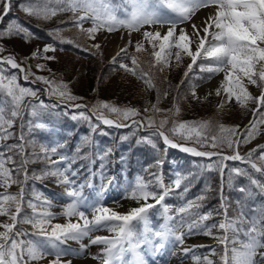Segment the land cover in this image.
Wrapping results in <instances>:
<instances>
[{
	"label": "snow or ice",
	"instance_id": "1",
	"mask_svg": "<svg viewBox=\"0 0 264 264\" xmlns=\"http://www.w3.org/2000/svg\"><path fill=\"white\" fill-rule=\"evenodd\" d=\"M18 6L27 16L43 21H49L61 13H71L69 21L61 23H71L72 28L77 30L76 39L61 36V32L71 29L55 28L48 31L47 35L58 40L60 45L69 44L93 55L100 52L101 46L97 43H80L78 41L81 37L95 41L100 30L111 33L125 29L131 35L133 32H141L146 26L156 28L154 31L144 30L141 33L142 40L135 43L134 52L131 53L128 47L133 45L129 40L128 46L121 48L111 63L143 81L147 89H154L156 84L153 69L163 72L172 66L173 60L175 66L180 67L187 57L191 63L184 72L185 79L193 73L194 67L200 73H207V79L224 73L215 90V95L222 97L217 105L218 112L232 101L242 109H247L249 104H254L255 108L251 110L253 119L240 131L238 125L225 126L211 120L180 121L175 118L180 113L179 104L174 103L171 109L160 108L159 92L157 103L145 107L143 113L138 108L121 107L107 101H97L89 107L75 103L83 97L73 95L67 83L62 80L58 82L52 76L36 75L31 65L22 66L27 65L29 59L54 61L57 45L46 43L43 48H37L19 63L14 55H2L6 49L0 46V140L9 138L11 133L8 129L22 116L25 107L31 109L30 115L34 118L40 115L41 109L55 107L46 105L43 101L38 105H25V98L36 97L37 91L23 87L18 82V77L22 74L25 81L32 77V83L41 82L46 85L45 91L49 96L72 102L70 106L73 108L88 109V112L80 111L72 118L79 117L88 121L93 131L99 126L92 123V117H95L100 124L108 127L149 130V134L140 137L137 143L148 144L157 151V140H162L167 147L178 148L195 157H206L209 160L215 157L206 167L219 172L221 191L225 168H228L226 161H238L247 165L246 168L234 166L228 169L229 185L231 186L235 177L243 176L249 183L237 190L244 194L245 200L257 195L264 196V144L245 154H241L239 150L241 145L251 143L261 131L260 126L264 125V0H120L119 4H114L113 0H24ZM12 7V0H0V23L4 22ZM206 8H215V12L209 14L200 25L192 23L191 31L181 27L192 21L198 11ZM86 23H90L91 27L85 28ZM165 28L166 31L160 30ZM13 36H22L26 43L38 38L16 19L0 29V40ZM93 49L96 51L93 52ZM141 53H147L149 59L141 60L137 55ZM124 60H130V65L124 63ZM145 63L148 71L142 66ZM35 67L37 71L51 73L46 63H37ZM183 82L182 80L181 84ZM247 85L259 88V95L254 96L249 92ZM196 87L194 84L190 85V94L193 99L199 100ZM162 95L167 96L168 93L165 91ZM33 127L44 129L47 125L36 122ZM20 139L23 140V136ZM188 143L193 146H186ZM17 147L23 154L22 144L12 145L9 150ZM58 147L59 145H42L41 151L48 164L44 174L57 177L58 184L65 186V196L69 202L64 206L63 215L68 218V222L63 225L52 224L53 214L47 210L37 212V206L32 201H28L32 214L21 216L23 183L28 179L24 168L27 161L21 160L17 166L11 156L0 152V188L4 189L0 192V217L7 218L0 221V264H32L48 256L54 257L49 264H72L71 260L62 259L71 250L61 246L68 240L82 241L100 228H106L114 234L112 238L97 236L90 239L91 244L105 245L101 254L92 257L99 260L100 264H148L146 254L155 256L170 242L183 245L185 237L195 232L213 236L223 246L221 252H217L215 248L210 249L203 259L195 254L194 249L185 248V254L193 252L196 264H264V251H261L264 249V204L252 208L249 213L245 211L246 203L237 200L239 210L236 215L229 216L228 205L222 195L223 218L218 223L206 224L213 214L198 211L202 207L201 202L207 198L205 194H200L177 208L179 220L172 223L175 217L168 215L169 207L162 202L173 188L180 189L187 177L174 173L175 179L170 184H165L161 174L152 173L154 183L137 177L127 190L131 199L143 203L121 214L98 202L89 203L85 199L82 191L84 185H78L72 179L77 175L71 168L72 161L62 155L58 159H52V156L58 155ZM61 164L64 166L60 167ZM162 165L163 160L155 161L156 167ZM12 185H19L20 191L16 194L9 193L8 189ZM188 190V185H185L183 192ZM149 199L154 200L155 204L148 203ZM45 203L47 208L51 207L50 202ZM156 205H161L165 216L164 223L158 229L151 227L149 218V210ZM82 206L92 208L91 220ZM186 216H194L196 219L188 222ZM72 217H77V222H72ZM21 223L30 224L34 231L28 233L19 228ZM185 226L187 231H181ZM213 229H217L219 235H214ZM86 247L87 245L81 244V251ZM212 256L218 257V262L211 259Z\"/></svg>",
	"mask_w": 264,
	"mask_h": 264
},
{
	"label": "trees",
	"instance_id": "2",
	"mask_svg": "<svg viewBox=\"0 0 264 264\" xmlns=\"http://www.w3.org/2000/svg\"><path fill=\"white\" fill-rule=\"evenodd\" d=\"M17 1V6L13 5V8H15L18 13L8 14V16L4 18V22L0 24V29H3L4 27L2 26H6L11 20L16 19L22 24L24 23L25 26H28V28L35 33L36 37H38L27 42L29 46L37 40H45L57 45L60 49L62 48L63 50H60L57 54L61 62L60 64L58 63L59 67L54 79L58 82L66 80L70 91L73 92L71 93L78 97H83L82 100L76 101L75 103L86 104L91 107L92 105H95L97 101L108 102L110 99V97L109 99L107 98L110 92V84L115 83L114 80L116 79V74L118 73L117 68L110 63H100L99 61H96L98 57L90 52L80 51L69 44L60 45L58 40H54L52 37L47 35L48 31L55 28L71 29L61 32V36L64 38L76 39L77 30L72 28L71 23H61V21H69L71 13L58 14L49 21H43L35 17L28 16L27 22H25L23 16L24 12H22L18 6L20 3L24 2V0ZM17 37L19 39L18 41L21 43L23 41V43L26 44L25 39L22 36H13L11 39H2L0 40V46H3L5 49L7 48L2 55H8L9 43L13 40H17ZM7 39H9V41ZM78 42L86 43V40L81 37ZM6 45L7 47H5ZM92 51L95 52L94 50ZM137 55L141 58V60L146 61L149 59L147 53ZM198 63H200V61H198ZM77 64L80 65V68L75 71L74 67ZM99 66L101 67L99 68ZM142 66L145 71H148L147 63ZM111 67L116 69L115 72L114 68ZM186 68L187 65H185V69L182 74H179L176 77L170 75L172 67L165 69L163 72L153 69L155 72L156 88L148 89L145 107L157 103V94L159 92L161 94L158 104L160 108L171 109L174 103L179 104L180 113L179 116L175 118L180 121L211 120L214 123L218 122L220 124H224L225 126L238 125L239 130L243 131L245 128L242 124L243 119L249 115L250 106H255L254 104H249L247 109H242L239 105L232 101L226 104L222 111L218 112L217 106L213 105L211 101L206 100L196 103L195 113L190 112L188 109V103H195L190 94V85H196L197 89L209 79L206 78L208 76L207 73H200L195 67L193 69V73L189 74V78L185 79L184 72ZM107 73L109 75H107ZM193 74H195V78H193ZM201 77L205 78L202 79ZM109 80L112 82L109 83ZM182 80L184 81L183 84H181ZM41 84L42 83H40V85ZM247 87L249 92L252 94L255 90H260L253 85H247ZM165 91L168 93L167 96L162 95ZM55 97L60 102H63L68 106L72 103L62 101L61 98L57 96ZM118 102L120 101L118 100ZM114 104L120 106V103ZM80 111L88 112V109H76L72 112L62 110V113L60 110H57L58 114L56 115H52L47 109H44L43 117L47 120V122L50 121L57 126H65L67 131H69L70 134L68 136H63V147H60L59 151L69 157V161H72V168L77 170L80 174L86 175L87 178L91 175H93L94 178L98 175H102L104 178L114 179L115 182H118L119 184L122 183L124 178L128 180H132L135 176L147 178L149 174H152L157 169L161 168L155 166V161L157 159L164 161L166 157L177 156L176 152L172 150H163V145L160 140H157V147L159 151L153 149L148 144H138L137 140L140 137L147 136L149 134V130L146 129L134 131L133 128L129 127L127 130L123 131V135H121L119 130L103 128L98 122H94L92 119V123L98 124L99 126L95 131H90L88 121L80 119L79 117L77 119L72 118L73 115H77ZM262 111H264V109H262ZM25 112H27V108L24 109V112H22L24 115L16 119L15 123L17 127L13 129V134L14 138H17L18 134L21 133L26 142L24 155H15L14 159L17 166L20 164L21 160L27 161V163L24 164V168L27 171L28 179L23 183L24 192H27V190L34 188V184L37 183L36 180L38 177L43 175L46 164L42 161V156L37 151V144L33 142L32 137L34 135H31L30 131L27 130V115ZM251 119H253V116ZM260 127L261 131L256 138L249 144L241 145L239 149L240 152H242L245 148L252 146L255 140L264 138V125ZM82 132L87 135V137L80 140L79 134ZM124 137L127 138L125 139ZM180 142L184 143L183 141ZM119 143L120 147L118 148L116 146ZM102 145L108 147V151L105 150ZM187 145L193 146L191 143H188ZM215 159L216 158H213L209 161L197 159L196 167H191L190 159L182 161L181 170L183 171V176H186L187 179L183 181L180 189L172 190L169 193V197L162 202L163 205H167L169 207V214L175 218L179 217L176 211L179 205L185 201L195 199V197L200 194H205L207 198L201 202L202 207L198 211L200 213L212 212L213 214L212 218L205 222L206 224L218 223L223 218V209L221 208L222 195L228 205L229 216L237 214L239 210L236 204L237 200H242L246 203L247 208L245 211H248L249 213L252 208L264 204V196L257 195L254 198L245 200L244 194L237 190L240 186L248 185L249 181L246 177H235L231 186L229 185V168L234 166L244 168L248 167L247 165H242L238 162H226L228 168H225L223 189L220 192L221 176L219 172L216 170H208L206 167ZM13 174L15 175V173ZM20 178L23 180V175H21ZM170 180L172 181L173 179L171 178ZM185 185H188L189 188L186 193L183 192ZM16 186L20 187L19 185ZM163 217L164 210L161 205H156V207L149 210V218L152 225H159L162 222ZM185 219L188 222H191V220L196 219V217L186 216ZM213 233L214 235H219L217 229H213ZM199 237L213 240V244L202 248L205 254H208L212 248H215L217 252L222 251L223 246L220 245L218 241L213 238V236H208L200 232ZM212 257L215 258L216 256ZM216 258L214 260L218 262V257Z\"/></svg>",
	"mask_w": 264,
	"mask_h": 264
},
{
	"label": "rangeland",
	"instance_id": "3",
	"mask_svg": "<svg viewBox=\"0 0 264 264\" xmlns=\"http://www.w3.org/2000/svg\"><path fill=\"white\" fill-rule=\"evenodd\" d=\"M119 2H120L119 0H116V2L113 1L114 4H119ZM12 3H13V5L17 6L16 3H18V1L12 0ZM214 12H215V8L201 9L200 11H198L196 13V15L193 17L192 21L188 22L185 25H181V27H185L188 29V31H191V24L192 23L200 25L201 22L209 14H212ZM17 13H18L17 10L13 7H12V10L9 12V14H17ZM23 15H24L25 22H27L28 16L25 13H23ZM84 27L85 28L91 27V24L86 23L84 25ZM144 30L154 31V30H156V28H148L146 26L144 29H141V32H133V33H131V35H129L127 30H125V29H120V30H117V31H114L111 33L104 31V30H100L96 34L95 41L86 40V43L87 44L97 43L101 46L100 52L98 54H96V56L98 57V59L96 61H99V62L101 61L103 63L112 64L111 63L112 58L114 56H116V54L120 51L121 48L128 46L129 40L132 41L133 46L128 47V51L130 53L134 52V45L136 42L142 40L141 33ZM160 30L163 32V31H166V28L160 29ZM46 43H50V42L43 41V40H37L32 45L29 46L27 44L28 45L27 46L24 43L19 42L18 40H13L9 44V53L8 54L14 55L17 59V62L19 63L25 57H29L30 54L34 50H36L37 48H43V46ZM146 47H148V46L146 45ZM57 48H58V50L54 53V55L56 56V59L54 61L45 62L42 60L37 61V60L29 59L27 61V65H22V66L26 67L28 65H31V67L34 69L33 71L36 75L52 76V78H55L56 74H57L58 67H59V64H58L59 57L57 56V54L60 51L59 50L60 48L59 47H57ZM93 50L96 51L95 49H93ZM150 51H151V49L149 47V52ZM49 55H53V53H49ZM123 62L130 65V60H124ZM37 63H46L47 67L51 69V73H49L47 71H37V69L35 67V65ZM189 63H191L190 58L185 57L183 59V61L181 62L180 67H176L175 62L173 60L170 75H173L176 77L179 74H182L183 70L185 69V65H188ZM113 66H115L117 68L118 73L116 74V79L114 80L115 83L110 84V92H109V96L107 97L108 99L110 97V99L108 100V102L113 103V104L114 103H120L121 107H123V106L135 107V108L140 109L141 112H143V109L145 108V103H146V99H147L146 98L147 97V91H148L145 84L143 83V81L138 80L135 76H132L131 74L126 73L124 70L119 69L117 65H113ZM79 68H80V65L77 64L74 67V70L77 71V70H79ZM87 70H89V69H87ZM9 74H11V73H9ZM223 75H224V73L217 74L212 79L215 81L213 82V84L211 85L210 88H207V86L209 85V83H211L212 80L209 81L208 83H206L205 85H203L202 87H204V88H202L201 90L198 89L196 91L197 96L200 97V99L199 100L194 99V101H195L194 104L188 103V105H189L188 109L190 110V112L195 113V105L198 102H203V101L209 100L215 106H217L220 103V100L222 97H217L215 95V90L219 87L220 82L223 79ZM62 81L64 83H66V80H62ZM18 82L23 87L32 88L33 90L37 91L36 97H26L25 98V100H24L25 105H29V104L38 105L41 101H43V103L46 105H49V106L55 105V107H49L51 109V111H53L54 109H58L60 107L58 99L55 96H49L48 93L45 91L46 85L42 86V85H40V83H32L31 78H29L28 81H25L20 76L18 77ZM108 82L111 83L112 81L109 80ZM245 83L247 84L246 81H245ZM208 93H211V95H208ZM259 93H260V90L254 91L255 95H259ZM222 96H223V93H222ZM205 97H207V99H204ZM118 100L120 102H118ZM26 108H28V107H26ZM254 108L255 107L250 106L251 110ZM30 111H31V109L28 108L27 113H26V115L28 117L26 120V123H27L31 133L38 131L37 133L46 132L48 134L45 138L35 139V142H38V146H37L38 153H41L40 155H42V159L44 160L43 153L41 151V146L42 145H44V146L59 145V147H60L62 145L61 135H68V131L66 129L61 128V127H57L51 123L49 124V123L43 122V119L41 117V113L43 112L42 109L40 110V115L36 118H34L30 115ZM248 116L243 119V122H242L243 126H246L249 123V121L251 120V116L250 117H248ZM36 122H43L44 124L47 125V127L44 129L35 128V127H33V124ZM104 126H106V125H104ZM13 128H14V125L10 129H8V132L11 133V135L9 136L8 139L0 140V152H3L6 156H11V154H10L11 150L15 151V153H14L15 155L21 154V150L18 147L17 148H11V150H9V147L12 145H21L22 144L23 145V154H24L25 149H26V143L24 141V138H23V140L20 139L22 134L19 135L18 140H14L15 138H14V134H13ZM125 130H127V129H125ZM125 130H122V131L119 130L121 135H123L122 132ZM80 138L83 139L84 135H80ZM256 142L257 143L259 142L258 145H260V141L257 140V141H254L253 146L257 145ZM261 142H262L261 144H264V141H261ZM186 146H188V145H186ZM102 147L108 151V147H105L104 145H102ZM116 147L119 148L120 143ZM57 151H58V155L52 156V159H54V160L58 159L59 156H61V155L65 156L64 154L60 153L58 149H57ZM11 157L14 160V157L13 156H11ZM183 159L184 158H182L181 156L167 158L164 161L165 167L158 169L155 173L161 174L163 176L165 184H168L169 179L166 181L167 178H170L172 176L175 179L174 173H180L181 174V163H182ZM44 162L47 165V167H46V169H47L48 164L45 160H44ZM63 166H64L63 164L60 165V167H63ZM195 166H196V163L192 162L191 167H195ZM9 167H12V165H9ZM46 169H45V171H46ZM72 170H74L77 173V175L72 177V179L75 180V182L78 185H80V184L84 185L83 190H82L83 196L85 197V199L89 203H97L98 202L99 204H102L104 207L112 209V210H114L118 213H121V214L127 213L128 210H130L131 208L138 207V206H140V204L143 203V201H140L138 203L136 200L131 199L129 196V193L127 191L130 188V186L135 183L136 178L131 182L124 181V185L118 187V185H116L112 182L108 183V180H105L101 175V176H98V180H97L96 184H93L91 182V179L88 180L84 177H79L78 172L74 168H72ZM45 171H44V173H45ZM44 173H43L42 177H38V180H36L37 183H35V187L33 189L28 190L27 193H24V202H23V209L21 212V216H24V215L30 216L32 214V209L28 207V201H32L37 206V209H36L37 212L47 210L53 214L54 219L51 221L52 224H62L63 225V224L68 222V218H66L63 215L64 206L69 202L68 198L65 196V186L62 184H58L57 177L45 175ZM144 180L145 181H153V183H154L155 178L151 174L147 179H144ZM15 188L16 187L12 185L8 189V192L9 193H12V192L18 193L20 191V189L19 188L15 189ZM173 189H175V188H173ZM3 191H4V189L0 188V192H3ZM37 197H39V199H37ZM167 197L168 196H166L165 198H167ZM45 202H50L51 207L47 208V205ZM148 203L154 204L155 201L152 199H149ZM185 203H183V204H185ZM82 210H84L86 212V215L88 216L89 220H91L93 218V210L91 207L85 208L82 206ZM169 216H171V215H169ZM164 219H165V217H164ZM5 220H7L6 217H0V221H5ZM71 220H72V222H77L78 218L72 217ZM177 220H179V217L174 219L172 221V223H175ZM80 222L82 223V221H80ZM163 223H164V221H163ZM18 227L21 229L26 228L28 231H34V229L32 228V226L30 224L21 223L18 225ZM158 228H154V229H158ZM49 230H50V227H49ZM181 231L186 232L187 231L186 226L184 229H181ZM199 233L200 232H195L194 234L198 235ZM97 236L112 238L114 236V234L111 233L106 228H100L99 230L93 231L91 233L90 237L84 238L82 241L68 240L61 247L70 249L71 251L68 255L64 256L62 259L65 261L71 260L72 264H77L78 261H80V260H86V261H88L89 264H100L99 260L93 259L92 257L101 254L105 245H103V244H91L90 243V239H94ZM32 239H36V237H32ZM209 243H212V241H205L200 237L191 239V238H189V235H187L184 239L183 245H180V244L175 243V242H170L166 245V247L164 249H162L160 251L159 254H157L155 256H153L151 253L146 254V259L148 261V264H196V262L193 259V252H188L187 254H185L184 249L185 248L194 249L195 254L200 256L201 259H203V256L205 254H203V252L201 251V247L203 245H206ZM81 244L87 245V247L83 251H81ZM141 251H143V249ZM53 258H54L53 256H48L45 259H42L38 262H32V264H49V261ZM25 259H27V257H25ZM257 259H259V257H257ZM175 260H177L176 263H172ZM152 262H158V263H152Z\"/></svg>",
	"mask_w": 264,
	"mask_h": 264
},
{
	"label": "bare ground",
	"instance_id": "4",
	"mask_svg": "<svg viewBox=\"0 0 264 264\" xmlns=\"http://www.w3.org/2000/svg\"><path fill=\"white\" fill-rule=\"evenodd\" d=\"M23 16H24V15H23ZM2 27L5 28L6 26H2ZM14 38H15V37H14ZM10 39H11V38H10ZM16 39L19 40L18 37H17ZM7 40L9 41V39H7ZM8 41H7V42H8ZM21 41H22V40H21ZM16 42H17V41H16ZM19 42H20V41H19ZM13 43H14V42H13ZM22 43H23V41H22ZM9 44H10V43H9ZM24 44H25V43H24ZM25 45H27V43H26ZM28 45H29V44H28ZM28 45H27V46H28ZM35 46H36V45H35ZM5 47H7V45H6ZM6 49H7V48H6ZM8 55H9V54H8ZM58 61H59L58 63L60 64L61 61H60V60H58ZM100 62H101V61H100ZM101 63H103V62H101ZM102 65H103V64H102ZM105 66H106V65H105ZM105 66H103V67H105ZM100 67H101V66H99V68H100ZM31 68H32V67H31ZM111 68H114V67H111ZM114 69H115V68H114ZM32 70H34V69H32ZM59 71H60V69H59ZM33 72H34V71H33ZM114 72H115V70H114ZM71 73H72V72H71ZM104 74H106V73H104ZM107 75H109V74L107 73ZM88 76H89V75H88ZM84 77H85V75H84ZM110 77H111V76H110ZM31 79H32V78H31ZM214 81H215V80H212L211 83H209V85L207 86V88H210ZM40 83H41V82H40ZM42 84H43V83H42ZM42 84H41V85H42ZM23 85H24V84H23ZM39 86H40V85H39ZM42 86H43V85H42ZM76 88H77V87H76ZM202 88H204V87L199 88V90H201ZM78 90H79V89H78ZM71 92H72V91H71ZM75 92H76V91H75ZM72 93H73V92H72ZM75 96H76V95H75ZM177 149H178V148H177ZM178 150H179V149H178ZM179 151H180V150H179ZM180 152H181V151H180ZM182 153H183V154H188V153H184V152H182ZM189 155L192 156L191 154H189ZM193 157H195V156H193ZM176 261H177V260L173 261L172 263H176ZM152 263H158V262H152ZM77 264H89V263H88V261H86V260H80V261H78Z\"/></svg>",
	"mask_w": 264,
	"mask_h": 264
},
{
	"label": "water",
	"instance_id": "5",
	"mask_svg": "<svg viewBox=\"0 0 264 264\" xmlns=\"http://www.w3.org/2000/svg\"><path fill=\"white\" fill-rule=\"evenodd\" d=\"M250 151V150H249ZM248 151H246L245 153H247ZM201 158H206V157H201ZM206 159H208V158H206Z\"/></svg>",
	"mask_w": 264,
	"mask_h": 264
}]
</instances>
